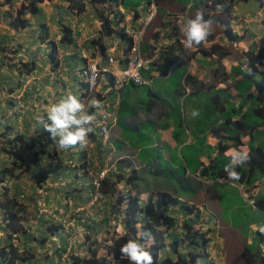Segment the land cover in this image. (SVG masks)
Instances as JSON below:
<instances>
[{
	"label": "clouds",
	"instance_id": "1",
	"mask_svg": "<svg viewBox=\"0 0 264 264\" xmlns=\"http://www.w3.org/2000/svg\"><path fill=\"white\" fill-rule=\"evenodd\" d=\"M202 1L205 6H208L207 9L203 12H197L194 17L187 18L181 22L180 30L185 37L183 46L192 52L193 49L200 47L202 43L207 40V38L210 39L209 36L211 34L213 35V38L210 40H213L218 32L221 34L226 44L220 45L218 43H212L211 45L215 44L223 48L225 55L219 58L220 60L231 55L230 53H232V51L238 49V43L244 40L243 34L245 31L242 35H237L236 32H233L231 20H236L237 25H239L240 28H243L244 25L250 21V18H254L256 15H264V0H219L222 3L218 4L215 9H211L209 7L214 0ZM249 1H256L258 3V11L255 15L253 14L254 12H252V9L251 12L248 10H239V5L241 3ZM40 3H38V8ZM12 4L13 0H11L10 4L6 3L4 0L0 2V5H7L9 7L3 15V18L5 16L10 17V20H8L9 26L13 29H24L29 26V19H27L28 23L24 27H13L10 25V21L14 18L16 10L18 9L17 8L15 11L12 10ZM23 5H26V0H23L21 7ZM236 5L238 9L235 10ZM153 6L156 8V12L152 19L148 21L147 25L144 26V22L147 20L149 11L153 8ZM10 8L13 12L12 14H10ZM158 12L159 7L156 0H150L147 4L146 13L144 15L145 18L138 20L135 27H126L125 25L119 26V28H124V33L127 36L124 38L119 36L122 40H124L126 46L122 54V58H120L122 60H117L113 53H107L105 47V58L107 63L113 67L111 71L104 70L105 72L110 73L109 75L111 80L107 82L101 92L97 89V87L100 79L105 76V72L102 74L103 70L98 67L94 58L89 56L88 53L82 49V47H80L78 51L81 57V64L77 67V73L75 74L80 86L79 92V88L73 89L68 84L69 80H67L64 76V73L68 76L66 74L67 66L65 61L59 60L57 56L58 65L56 68H53V62L50 60L49 54L48 59L46 60L47 65L44 64V60H2L6 62L7 67H12V72L15 73L14 75L7 73L6 70L8 68L0 71V93H3L5 96L3 99V108H0V115L2 114L0 116V132L2 131L6 134V136L0 135V141L3 139L5 142L8 138L11 140L17 133H27L31 136V133L29 132L30 124L25 126V121H23V119L26 118L29 120L28 113L33 112L32 110L35 108L39 110L41 104L40 99L43 95L41 92L37 93L34 87H31L30 84L25 85V88L20 90L23 86L25 77L33 78L34 76H40L36 74L41 73L44 77V82H46L50 78H55V74H58V76H61L58 79L59 82L63 81L65 83L63 85L65 87L60 86L61 88L57 94V96L61 98L57 99V102L47 107V110L45 111L46 115L37 117L36 123L39 126L38 128H42L50 134V138L55 143L52 145L49 140L45 142V149L53 155L55 154L54 158L51 157L52 161L50 165L52 169L58 173V176H61L63 182L67 181V185L72 186L73 191L71 193L69 192V194L64 191L63 202H61L63 203V206L54 205L53 203L48 202L47 199L43 197L44 195L40 193L41 191L39 189L43 187V184L45 183L44 181L40 186L33 185V189L30 191H35L34 200L27 203L29 192L27 187L28 180L25 174L27 170L24 171L26 164L22 167L23 172L16 170L14 173L15 175L13 176L5 175L4 179L0 181V264H61L62 261L65 262L64 264H78L76 263V260L80 259L83 261L84 259L89 258V256H91V250H94L93 253H95L97 257L108 256L111 253V244L119 237L129 233L127 227L125 226L127 196H136L139 198L140 203L145 204L150 199L155 200L156 193L163 191L165 186L169 184H172L173 187L176 185L180 188V190L185 188L189 194L184 197L178 196L179 203L169 206L168 214L174 219V224L171 228L165 230L164 235L173 233L177 235H184L185 231L183 229V224L186 220L190 221L192 224L191 230L194 231L198 242H200L199 247L198 249L189 247L190 243L188 244V242H190V239L185 236L180 250L185 253L194 252L196 254V258L191 264H195L201 257L206 258L209 264H221L220 262L223 257L225 260L224 264H228L225 254L223 255V249L219 241V237H221L219 227L217 225H212L211 222L208 221L209 217L207 214L209 212L205 203L196 204L193 201V197L198 193L200 186L209 184L205 181L228 180L238 182L240 185L238 186L239 191L247 199L248 203L256 208L259 207V209L264 212V209L262 208L264 207V204H259L258 200L256 202L248 193L254 186L252 183L249 184L246 182L245 176H248V174H239V172L241 173L246 170L247 167L243 170H241V168L245 163L250 162V157H256L260 154V151L263 153L264 151H262V149H258L259 145L252 146L251 144H249L251 146L249 147L248 152L236 150L239 145H242L240 137L244 135L248 136L250 133H241L237 135L234 130H232L234 133H228L225 129L227 120L230 122L238 121L242 117L241 114L231 115L227 120L224 117L217 115L214 123H211V128L208 131H212L213 134L218 135L217 129L214 128L212 130V128L215 123L219 122V119L222 120L220 125L226 133V136L231 135L236 141V144L226 145L224 147H233L236 149H229L226 152L227 157H229V163L226 164L224 168L213 171L209 174L205 173L204 170H208L210 168L211 162L215 157H210V154H208L211 158L209 164H203L201 161H198L197 166L194 167L195 170L201 165L202 168H204L202 172V168L201 170L197 169L196 171H189L186 160L182 159V156H179L180 159L183 160V173H185V176L183 177L182 175L181 178L175 179L168 178V173L176 170V165L173 162V158L175 156L165 158V156L163 157V155H161L162 160L167 163L166 167H163L159 160L155 158V154H161L160 150H155L153 152L154 158L150 159V161H137L135 159L137 153L133 148H128L126 144L123 145L121 143L122 147L116 149L115 142H119L120 140L117 139L118 141L111 142L112 128L116 125L115 120H117L118 117L111 116L110 121L106 119L107 114H105L103 110L104 105H100V102L102 101L100 93L103 95V92L120 90L126 83H132L138 86L149 83L150 80L144 75V73L149 71L151 67L154 66V60H156V57L160 53L163 46L161 44L162 40H159L157 36L154 35L151 39L150 55L146 57L142 53L144 44L143 40L148 26L152 23ZM232 12H236V14H232ZM213 14H219L224 17V22H219L218 20L211 21L209 19H205L204 17V15H206V17L209 18V16ZM165 16L171 26L179 25L180 20L182 19V17L171 13H165ZM212 22L214 26H216L215 33L212 32ZM42 24H40V27ZM42 28L43 27H41V29ZM116 28L118 29V27ZM137 30L142 31L140 41L141 57L149 60L147 68L141 69L142 81L139 83L134 82L130 78H122V71L125 68L126 56L128 55L129 48L132 44L131 33ZM225 31H229L230 34H226ZM100 33L105 35L102 31H100ZM47 37L48 36H46L45 39ZM97 39H99V37L95 40ZM48 43L50 52V45L54 42L50 40ZM90 43L93 44L94 47H97L100 53V46L98 43H92L91 41ZM192 47L193 49H190ZM263 48L264 38L252 43L248 49L242 51L243 58L247 61V66H249L245 69L248 74H251L252 72L256 73L257 67L260 66L261 60L264 59L263 57L260 61H254L253 69V66L250 64L252 61L250 60V55H255L258 50ZM201 51L204 55H206L208 50ZM100 54L104 55L102 53ZM110 59L112 61H110ZM30 62H33L35 70L30 73H26L24 70H27L28 72L29 68H31ZM120 62H122V66L118 67ZM22 64L26 65L24 66ZM45 68L48 75L42 73ZM188 75L189 74H187L186 77ZM18 79H20L21 86L16 87L12 92H7L10 84L12 82L17 83ZM256 81L260 83L258 78ZM28 88H32L33 91L28 90ZM257 91L258 89H255L253 86V89L248 92L253 95ZM34 92L35 98L32 96ZM66 92L69 93L65 94ZM71 92H76L77 96ZM15 99H20V102L23 103L20 104L21 106H19V110L15 108V103L17 104ZM7 101H10L12 106L7 105ZM43 109L44 107H42V110ZM99 110L103 111L99 113ZM3 115L5 116L3 117ZM191 116L193 118L198 117L199 111L193 109ZM4 120H8L9 123L13 125L12 130L9 132L2 127ZM18 124H20V126H18ZM203 125L205 124L203 123ZM231 127H233L232 123ZM47 146H54V149L51 150L49 147L47 148ZM77 146L80 149H78L79 154L77 156L75 153L71 152L73 153L71 159H76L78 162L76 164H72L74 169L73 167L68 168L69 163L68 165L64 163V156L62 158L61 156L57 157L59 155H57V153L67 151L68 149ZM87 146H91L89 149L90 152L86 150ZM152 146L162 149L161 146H158V144H152ZM56 150L58 152H56ZM2 157L5 158L2 159ZM40 157L41 161L39 164H41L43 158H50L42 154ZM11 161L12 157L8 151V145L4 151L0 144V172L3 167L11 166ZM39 164L29 165H32L33 168L36 169ZM149 166L150 172L160 180V185L149 187L148 179L151 178L148 174ZM238 167H240L239 172L236 170ZM144 168H147V171L145 172L146 175H140V170ZM42 174L44 175L45 173ZM190 174L194 176H191ZM32 175L34 177L39 174L33 171ZM242 175L243 178L240 179ZM61 178H59V181ZM167 178L170 181L172 180V182L167 184L165 182V179ZM183 179L188 186H183ZM253 180L254 179L250 181ZM61 186L62 184L58 186L59 190L63 188ZM194 186H198V188H194ZM173 193H176L175 188ZM12 194L16 200L24 205L25 208L24 212L17 210V213H20V215L17 217L18 220L15 225H9L3 212V207L5 205L2 204L7 198H11ZM120 196L124 199L118 202ZM69 198L71 201H69ZM180 202H186L190 211L187 212L185 207L181 208ZM27 205H30V208L34 211L35 218L33 221L28 219V212L26 210ZM176 212L182 213V219L180 221L175 216ZM194 220L202 226L195 228ZM119 224L121 226V232L117 233L116 228ZM143 224V220L135 223L136 232L132 235V237L136 239L127 240L119 249L121 256L127 259L130 264H154L151 252L145 248V246L154 242L152 230L145 228L146 234L148 235L147 239L140 242L143 236ZM12 227H14V229ZM159 229L161 230V227ZM103 230L110 236L109 238H104V240H102L107 247L106 254H100L98 252V244L96 243V235L101 233ZM24 231L29 234L28 238L25 236ZM257 231L261 236H264V225L261 227L258 226ZM73 233L78 234L79 241L76 243L80 246V253L72 252L75 250L76 244H73L76 239V237L72 236ZM44 237L45 240H42ZM81 238L84 240L89 239L90 241L87 244H84V240H80ZM109 240L110 242H108ZM165 242L170 243V239H165ZM169 245L170 244H167L164 247L161 251V255L166 254L167 252L170 253ZM11 247H13V251H11ZM44 251H48V253L44 254ZM248 251L249 249L245 250L244 254H248ZM66 253H70L68 258H65L66 256L63 257V254L65 255ZM249 264H264V255L258 254V256L254 258V261H249Z\"/></svg>",
	"mask_w": 264,
	"mask_h": 264
},
{
	"label": "crops",
	"instance_id": "2",
	"mask_svg": "<svg viewBox=\"0 0 264 264\" xmlns=\"http://www.w3.org/2000/svg\"><path fill=\"white\" fill-rule=\"evenodd\" d=\"M2 0H0L1 2ZM85 4L84 11L76 14L74 11L69 9V2L67 0H43L39 4L38 11L35 14H26L22 18L30 20V25L24 29H13L9 26L8 20L10 17L3 15L9 8L7 5H0V71L8 68L7 73L14 75L12 67H7L5 61L2 60H46L49 54V41L52 40L57 46L56 56L59 60H64L67 66L65 78L69 80V85L73 89L80 91L76 73L77 67L81 64V57L78 53L79 48L82 47L89 56H92L97 62L98 67L103 70L111 71L112 67L107 63L105 54L101 55L97 47H94L90 43L92 39L99 37L106 47L107 53H113L117 60H122V54L124 52L126 43L115 33L112 35H102L101 30V14L108 16L112 20V26L116 28L113 17L114 14L118 15L121 19L119 26L125 25L126 27H135L138 20L145 18L147 4L150 0H136L130 4L126 3V0H108L106 3H91L89 0H83ZM159 7L157 16L153 19L152 23L148 26L144 37L145 43L143 44L142 53L146 57L150 55L151 39L153 36H157L159 40H162V49L154 60V66L144 73L149 78V83L146 85H134L132 83H126L120 90H110L107 92L100 93L102 101L100 105L103 106L106 119L110 121L111 116H117L116 125L112 128L111 142L121 140L123 145L126 141L121 138V132L119 124L123 123L127 126H134L133 123H138L139 128H143L145 122L152 124V130L159 131L160 138L155 139L153 144H158L162 149L161 155L165 158L175 156L180 159L177 150L174 152L173 147L176 145L189 144L193 145L197 138L205 140V144L211 147L218 146V151L205 152L204 155L195 154L192 156L188 154L190 159L194 158L197 162L201 161L203 164H209L211 158L216 154L226 152L229 149H236L233 147H224L226 145L236 144L235 138L230 139L226 136V133L220 125L221 121L216 123L212 130L215 128L218 131L217 134H213L212 131H208L211 127L203 125L197 127L196 121L191 116L192 110L189 111L190 115L187 116L185 113L186 101L189 95H195L199 92H207L208 96H218L221 89H225V93H231L235 96L234 100H239L236 97V91L231 86V83L236 80H241V76L235 74V70L239 67L243 70L246 69L247 61L244 60L242 51L248 49L252 43L257 42L264 38V15H256L254 18H250V21L240 28L237 25L236 20H231L233 32L237 35L244 36V40L238 43V49L232 51L231 55L219 59V56L215 53L204 55L201 50H208L212 43L215 44H226L225 40L220 33L217 32L215 38L207 40L202 45L190 52L183 46L185 41L184 34L180 30L181 22L187 18L194 17L197 12H203V5L199 3V0H156ZM255 6L252 9L255 15L258 11V3L256 1ZM23 0H13L12 10L20 8ZM10 8V14L12 10ZM238 9L237 5L235 10ZM251 12V9H248ZM165 13L176 14L182 17L179 25H170ZM236 14V12H232ZM264 14V13H263ZM12 17V16H11ZM44 24L45 29H41L40 24ZM63 25L68 26L72 30L73 40L69 43L59 42V38L62 35ZM212 32H216V26L212 22ZM118 30V29H117ZM150 31V32H149ZM157 33V34H156ZM48 36L46 39L45 37ZM51 47V45H50ZM38 64V63H37ZM47 65V64H46ZM122 66V62L118 67ZM65 67V66H64ZM66 69V68H65ZM42 70V69H41ZM257 72L264 75V59L261 60L260 66L257 67ZM47 74L46 68L42 72ZM105 76L100 79L97 89L101 92L108 81L111 80L110 73L105 72ZM189 74L187 77L186 75ZM36 75H41L38 73ZM257 75L252 76L255 78ZM259 77V76H258ZM187 78V80H186ZM192 78V81L188 82V79ZM52 89L55 88L57 92L60 90L59 83H54L52 78ZM257 79V77L255 78ZM186 80V82H185ZM263 81L260 84L263 85ZM140 86H146L147 90H143ZM251 87L250 90H252ZM195 90H199L195 93ZM249 90V91H250ZM44 94L46 92H43ZM69 92H66L67 94ZM77 96L76 92H71ZM106 93V94H104ZM148 93V98L144 99V96ZM42 94V93H41ZM49 95L54 96L53 92H48ZM180 97L182 98L181 105L179 106ZM218 97H222L219 94ZM170 99V103H165V99ZM192 100L188 101V104L192 105ZM140 107L142 110H140ZM144 109V110H143ZM245 109V106L243 107ZM242 109V110H243ZM103 110H99L101 113ZM179 112V117L174 118L173 114ZM221 111H217L220 116ZM239 117V116H237ZM234 118V117H233ZM179 120H183V127L178 129ZM216 118H213V121ZM205 120L204 122H209ZM169 123V125L163 128V123ZM231 124V123H230ZM149 127H145L148 130ZM116 131H115V130ZM260 130L264 129V126L259 127ZM232 132L233 127H228V133ZM152 131V132H153ZM183 132V139L180 133ZM216 133V131H215ZM152 133H149V136ZM153 135V134H152ZM242 145H239L236 150H249V147L262 145L264 138L262 135H256L252 137L251 134L248 136H242ZM250 139V141H249ZM251 144V145H249ZM220 145V146H219ZM264 151V148H261ZM182 149H180L181 151ZM210 154V157L208 156ZM187 155L183 151V159ZM227 156V155H226ZM257 157V156H256ZM215 158V157H214ZM229 163V160H227ZM227 163V164H228ZM250 162L245 163L241 170L248 167ZM224 164L217 163L214 159L211 162L210 169L204 170L205 173H211L213 171L224 168ZM212 167V168H211ZM202 166L196 168L201 170ZM204 168H202L201 172ZM258 170H261L260 168ZM245 172V170H244ZM257 173V172H255ZM239 174H241L239 172ZM251 174L245 172V175ZM253 174V173H252ZM191 176H194L190 174ZM255 175V174H254ZM258 176V173L256 174ZM252 176H249L251 179ZM208 187L213 192V185H226L234 187V185L240 186L236 181L228 180H208L205 181ZM254 185L249 195L259 204H264V175L261 178L255 177L251 181ZM239 189V188H238ZM221 196L220 191L217 193L218 200ZM243 206V202L237 203V207ZM245 213L250 215V212L255 211L259 215L263 216L261 221H251V218L245 219L248 226H238L237 221H233L230 217L224 218L223 221L215 218L212 220V225L219 227L221 237H219L220 245L223 249V255L226 256L228 264H246L243 253L248 250L250 246L252 249L249 250L246 255L254 261V258L258 254L264 255V236H261L257 231V227L264 225V212L259 207H254L246 202ZM216 208V207H215ZM264 209V207H262ZM249 227V228H248ZM223 229V231H222ZM222 233L228 235V240L233 241L237 246L232 247V252L225 250L224 243L226 238L222 236ZM243 247V251L239 255V247Z\"/></svg>",
	"mask_w": 264,
	"mask_h": 264
},
{
	"label": "trees",
	"instance_id": "3",
	"mask_svg": "<svg viewBox=\"0 0 264 264\" xmlns=\"http://www.w3.org/2000/svg\"><path fill=\"white\" fill-rule=\"evenodd\" d=\"M4 1L9 4L11 2V0H4ZM67 1L69 2V9L74 11L76 14L84 11L86 3L83 0H67ZM107 1L108 0H89V2H91L92 4L93 3H106ZM40 2H42V0H26V5H23L21 8H18L16 10L14 18L10 21V25L13 27H17V26L24 27L25 25H27L28 20L26 18H22V16L27 13H31V14L35 13L38 10V3ZM199 3L203 5V8H204L203 11H205L208 6H205L202 0H199ZM221 3L222 2L219 0H214L213 3L210 4L209 7L211 9L212 8L215 9L217 5ZM204 17L205 19H209L211 21L218 20L219 22H224L225 20V18L219 14L218 15L213 14L209 16V18L206 17V15H204ZM100 18H101V30L105 35L108 36V35H112L115 33L117 36H120L121 38H124L126 36V34L124 33V28L123 27L119 28V23H121V19L118 17V15L114 14V18H113L115 19L114 23L116 27H118V30H116L112 26V20L109 19L108 16L101 14ZM41 27H43V30H46L44 28V24H42ZM61 31H62V35L59 40L60 42L69 43L70 41H72V30L70 27L63 25ZM225 32L226 34H230L229 31H225ZM209 37L210 39H212L213 35L211 34ZM91 42L98 43V45L100 46L99 47L100 53L102 54L105 53V45L103 44L100 38L97 40L93 39L91 40ZM56 53H57L56 44L52 43L51 49L49 52V55H50L49 58L53 62V68H56L58 65ZM213 53L218 54L219 58L225 55L223 48L215 44L211 45L207 51L208 55H211ZM263 57H264V48L258 50V52L255 55H250V58H251L250 60H252L250 64L253 66L254 61H260V59ZM22 65L25 66L26 64H22ZM30 67L31 68H29L28 72L27 70H24V71L26 73H30L31 71L35 70V66L33 62H30ZM252 68L254 69V66ZM235 74H238L241 76V80H236L231 83V86L236 91V97H238L239 99H242L240 100L241 105L239 106V108H234V107L227 108L225 105H222L219 103V100H224V99H230L234 101V103L236 102V100H234L235 96L232 97L231 93L223 94V92H225V89H221L222 91L219 92V94H222V97H218L219 94L218 96L214 95L212 97V101H209V103L206 105L210 107L211 105L214 104V107L212 108L213 110L215 109L216 111H221L220 114L227 113L228 115L224 117L226 120L229 119L231 115H237V114L242 115V117L238 121L230 122L227 120V124L225 125V129L227 131H228V127L231 126L230 123H232L233 130L235 131V133H237V135L241 133L243 134L250 133L253 137H255L256 135H262V138H264V129L259 130L258 128V127L264 126V81H263V85H261L259 82L256 81L255 79L256 77L255 78L252 77L255 75L254 72H252L251 74H248L246 70H243L240 67L235 70ZM258 80H260V77H258ZM17 81H18L17 83L12 82L10 84L9 88L7 89V92H12L15 90L16 87L21 86L20 79H18ZM190 81H192V78L188 79V82ZM253 86L255 89H258V91L252 95L248 91ZM28 90L33 91L32 88H28ZM198 91L199 90H195V93H197ZM248 97L249 98L254 97V101L256 102V105L250 111L248 110L246 112L241 113L242 108H243V103L247 101ZM7 105L12 106L10 101H7ZM212 109L210 111H212ZM252 112L255 117L251 121H248L247 117L249 115H252L251 114ZM213 114H215V112L209 113L207 117H205V120L206 121L209 120V118ZM4 116L5 115H3V117ZM214 117L217 118V115L213 116L211 120H213ZM256 120H260V123H257ZM23 121H25L24 122L25 126H27V124H30L29 120H27L26 118H24ZM214 121L204 122V124L205 126H210L211 123H214ZM246 122L250 124L246 125ZM2 127H4L7 130V132H9L10 130H12L13 125L10 124L8 120H4ZM0 135L6 136L5 132H2V131L0 132ZM228 138L234 140V137H232L231 135H229ZM49 139L51 143L54 142L50 138V136H49ZM0 144L4 151L6 150V147L8 145V151L10 152L11 157H12L11 166L3 167L2 171L0 172V181L4 179L5 175H9V176L15 175L14 173L16 170L23 172L22 167L25 164L26 166H25L24 171L29 169V164H32V165L39 164L41 161V157H40L41 154L47 157H50V158L51 157L54 158L55 156V154L53 155L51 152L46 150L44 146H40L38 149H35L34 138L32 136H29L27 133L25 134L17 133L14 135V137H12L11 140H9L8 138L5 142L2 139L0 141ZM262 145L264 146V144ZM261 148L262 146L259 145L258 149H261ZM191 162L193 163L194 167H196L198 164V162L194 158L191 159ZM240 167L236 169L238 172H239ZM259 168L261 170L264 169V153L261 151H260V154L257 155V157H250V164L246 168L245 172H248L251 174L253 173V174L252 175L248 174V176H245L246 182L251 184L250 180L254 179V174H256L255 172ZM242 172L241 174L245 175V172L244 171ZM250 175L252 176L251 179L249 178ZM184 176H185V173H183V177ZM181 177L182 176L178 175L177 177H175V179H179ZM242 178H243V175L241 176L240 179ZM34 180L36 182V185H39V186L44 182V178L40 177L39 175H35ZM183 186H188L187 183L184 181V179H183ZM174 188H175L176 193H173ZM194 188H198V186H194ZM181 192L182 191L180 190L179 187H177L176 185H174L173 187L172 184H169L165 186L163 191L156 193L155 200L150 199L145 204L140 203L139 202L140 200L138 197L128 195L126 198L127 207L125 209V212H126L125 213V217H126L125 226L127 227V230L129 231V233L119 237L117 240H115L111 244L110 255L104 256V257H97L96 254L93 253L94 250H91V256H89V258H86L83 261L78 259L76 260V263L78 264H130V262L127 259L121 256L119 249L121 245H123L127 240L136 239L132 237V235L136 232L135 223L141 220L144 221V224L142 225L143 236L140 242H142V240L147 239L148 235L146 234L145 228H149L150 230H152L154 242L150 243L148 246H145V245L144 246L148 251L151 252L153 256L154 264H191L193 263L196 258V254L194 252L185 253L180 250L181 244L183 243V238L185 236H187V238L190 239V242H188V244L190 243L189 247H193L194 249H198L199 247L200 242H198V239L196 238V234L194 233V231L191 230L192 224L190 223V221L186 220L183 224V229L185 231L184 235L183 234L177 235L175 233L164 235L165 230H168L174 224V219L170 217L168 214V208L170 205L179 203L178 196L184 197V195L182 196ZM123 199L124 198L120 196L118 202L122 201ZM2 204L5 205L3 207V212L5 214V218L8 220L9 225H15L18 220L17 217H19L20 215V213H17V210L20 212H24L25 211L24 205H22V203L16 200L13 194L11 195V198H7ZM180 204H181V208L185 207V209H187V212L190 211V208L188 207V204L186 202L184 203L180 202ZM160 227H161V230L159 229ZM12 228L14 229V227ZM24 234L28 238L29 234L26 231H24ZM165 239H170V243L169 242L166 243ZM42 240H45V237L42 238ZM167 244H170L169 245L170 253L167 252L166 254L161 255V251L164 249V247ZM11 251H13V247H11ZM243 256L246 261V264H249L250 257H248L244 253H243Z\"/></svg>",
	"mask_w": 264,
	"mask_h": 264
},
{
	"label": "rangeland",
	"instance_id": "4",
	"mask_svg": "<svg viewBox=\"0 0 264 264\" xmlns=\"http://www.w3.org/2000/svg\"><path fill=\"white\" fill-rule=\"evenodd\" d=\"M133 1H136V0H126V3L130 4ZM254 6H255V3L253 1L243 2L239 5V10L245 11L248 9H253ZM146 36L143 40V43H145V39L147 38ZM255 74L257 75L256 76L257 78H258V76L260 77L261 81L264 79V75H262L261 73L256 72ZM60 77L61 76H58V74H55L56 79L52 78V80L54 81V83H60V86H63L65 83L63 81L59 82L58 79ZM28 78L29 77L24 78L23 86L20 88V90H23L25 88V85L30 84L31 87H34V89L36 90L37 93L41 92L43 95L40 99L41 104H40L39 110H37L35 108L32 110L33 112L28 113V119L30 121L29 132L31 133V136L34 138L35 149H38L40 146H44V148H46L45 142L47 140L50 141V139H49L50 134L47 131H44L42 128H38L39 126L36 123L37 117L46 115L45 111L47 110V107H49L51 104L57 102L56 100L61 98V97L57 96L58 92L55 88L52 89L51 79L44 82V77L42 75L34 76L33 78H29V79ZM63 87H65V86H63ZM140 88L143 90H147L146 86H140ZM43 92H46V93L44 94ZM48 92H53L54 96L49 95ZM60 92H62V91H60ZM34 94H35V92L32 95L33 98H35ZM4 98H5L4 94L0 93V108L1 109L3 108V105H4V103H3ZM16 98H18V97H16ZM147 98H148V93H146V95L144 96V99H147ZM15 100L17 101V104H18L17 105L15 103V105H16L15 108L19 110V108H20L19 106H21L20 104H23V103L20 102V99H15ZM189 100H192V102H193L192 105L188 104ZM240 100H242V99H239L234 103V101H232L230 99H224V100H219V103L222 105H225L227 108H233V107L239 108V106L241 105ZM164 101H165V103L169 104L171 100L166 98ZM181 101H182V98L180 97L179 106L181 105ZM209 101H212V97L208 96L207 92H199L195 95H189V97L186 101L185 113L187 114V116L190 115V113H189L190 110L196 109L199 111V116L196 118H193L196 121L197 127L203 126L204 119H205V117H207V115L209 113L215 112V114L211 115V117L209 118L210 121H213V120H211V118L213 116L218 115V113H216L217 111L215 109L214 110L212 109L214 107V104L211 105L210 107H208V105H206L209 103ZM255 105H256V102L254 101V97H251V98L248 97L247 101L243 103V107L245 106V109L242 108L243 110L241 111V113L246 112L248 110L250 111ZM25 107H28V106H25ZM42 107H44L43 110H42ZM210 108L212 109V111H210L211 110ZM140 110H142L141 107H140ZM251 114L252 115H249L247 117L248 121H251L255 117L253 112ZM226 115H228V114L222 113V114H220V117H225ZM237 115H239V114H237ZM173 117L174 118L179 117V112L174 113ZM179 121H180V123H179L178 129H181L183 127V120L182 121L179 120ZM218 121L220 122L222 120L219 119ZM256 121H257V123H260V120H256ZM133 124H134L133 127L124 125L123 123L119 124V129L121 132V138L126 141V146L128 148H133L135 150V152L137 153L135 159L137 161H142V160L150 161V159L154 158L153 152L155 150H160L159 147H154V146H152V144L154 143L155 139L158 140V138H160L161 133L157 130L153 131L151 129L152 124H150V122H145L144 124H147V125H143V128H139L138 123H133ZM249 124L250 123L246 122V125H249ZM168 125H169V123L166 124L164 122L163 128L167 127ZM18 126H20V124H18ZM145 127H149L148 130H146ZM232 132L234 133V131H232ZM149 133H152L153 135L150 134L149 136H147ZM180 135H181V138L183 139V132H181ZM205 140H206V137L204 138V140H202L201 138H197L193 145H189V144L183 145L182 144V145H176L173 147L174 152L177 150V153L179 154V156L183 157V151H185L187 153V155L184 157V159L186 160V162L188 164L189 171L194 170V165L191 162V159L188 156V154L195 156V154L199 155V154H204L205 152L211 153L213 151H216V152L218 151V146L211 147L209 145H206ZM51 144L53 145L54 142H52ZM263 144H264V142H263ZM115 146H116V149H119L120 147H122L121 140L119 142H115ZM48 147L51 150L54 149V146L53 147L47 146V148ZM262 147H264V146L262 145ZM90 148H91V146L90 147L87 146L86 150L88 152H90L89 151ZM78 149H79V147L77 146L74 148H70L67 151H62V152H58L56 150V152H58L57 155L59 154L57 157L61 156V158H62L64 156V160H65L64 163L67 165L69 163L68 168H71V167H73L72 164H76L78 162L76 159H71V156L73 155V153H75L78 156V154H79L78 152L80 150V149L79 150ZM180 149H182V150L180 151ZM71 152H73V153H71ZM4 158L5 157H2V159H4ZM155 158L159 160V162L161 163V165L163 167H166L167 163L162 160L161 154H155ZM214 160L217 163H220L221 165H223V164L226 165L228 163L227 160H229V157L223 155L222 153H219V154L215 155ZM51 161H52L51 158H43L41 164H39L36 169H34L32 165H29V169L25 173L27 176V180H28L27 187H28V192H29L28 198H27V203H30L31 200H34V196H35V191H33V192L30 191L31 189H33V185H36V182H35L34 177L32 175L33 171L37 172V174H39L41 177L44 178L45 183L43 184V187L39 190L41 191L40 193L44 195L43 197L45 199H47V201L50 203H53L54 205H57V206L58 205L63 206V203H61V202H63L64 191H66L68 194H69V192L71 193L73 191L72 186H68L67 181L63 182L61 176H58V173L52 169V167L50 165ZM173 162L176 165V170L173 172H169L168 178H175L178 175L179 176L183 175V160L174 157ZM55 168H59V167H55ZM73 169H74V167H73ZM149 169H150V166L148 168V174L151 176V178L148 179L149 187H154V186L160 185V183H161L160 180L158 178H156L150 172ZM61 170H63V169H61ZM146 171H147V168L141 169L140 175H142V174L146 175V173H145ZM256 172L258 173V176H256V174H257L256 173L254 175L255 177H258V178L263 177L264 169L263 170H257ZM42 173H45V174L43 175ZM59 178H61L60 181H62V182L59 181ZM168 178L165 179V182L167 184L172 182V180L170 181ZM60 184H62L61 187H63V188L60 187L61 189L59 190L58 186H60ZM213 189L215 190L214 192L207 185H202V186H200L198 193L193 197V201L196 204L205 203V205L207 206L208 212H209L207 214L209 217V219H208L209 222H211L212 220L215 221V218H217L218 220H221V222H222L224 218L230 217L233 221H237L236 224L238 226L243 227V226H248L247 223L245 222V219H247L249 217L251 218V221L252 220L253 221H261L263 219V216L259 215L258 213H255V211L250 212V215L246 214L244 212L245 211L244 205H246L247 199L241 194L237 185H234V187L233 186L230 187V186H226V185L219 186L216 184V185H213ZM181 191H182L181 192L182 196L183 195L186 196L188 193L187 189H185V188L181 189ZM219 191L221 193V196L218 200H216L217 193ZM61 194H62V196H61ZM59 198H60V200H59ZM114 200H115V198H114ZM69 201H71L70 198H69ZM240 201L243 202V206L237 207V203H239ZM30 207H31L30 205H27L26 210L28 212V219L33 221L35 218L34 217V211ZM175 216L179 219V221L182 219L181 218L182 217L181 212H176ZM183 220H184V217H183ZM194 225H195L194 226L195 228L202 226L199 223H197L196 220H194ZM120 228H121V226L119 224V226L116 228L117 233L121 232ZM222 231H223V229H222ZM72 236L76 237L73 244L79 241L78 234L73 233ZM222 236L226 238V241L224 243L225 250L232 252L233 251L232 250L233 245L234 246H237V245L234 244L233 241H229L227 239L228 235L226 233H222ZM109 237L110 236L104 230L101 233H99L98 235H96V238H97L96 243L98 244L97 247H98V252L100 254H106L107 253L106 244L103 243L102 240H104V238H109ZM80 240L83 241L84 239L81 238ZM89 241H90L89 239H85L83 241V243L87 244ZM106 242H107V239H106ZM108 242H110V240ZM48 246H51V245H48ZM242 249H243V247L240 246L239 247V253H238L239 255L243 251ZM251 249H252V246L249 247V250H251ZM72 252H75V253L81 252L80 246L77 243L75 244V250ZM47 253H48V251L47 252L44 251V254H47ZM69 254L70 253H66L65 255L63 254V257L66 256L65 258H68ZM64 263L65 262L62 261L61 264H64ZM220 263L221 264L225 263V260L223 257H222ZM195 264H209V263L207 262L206 258L201 257L200 259H198V261Z\"/></svg>",
	"mask_w": 264,
	"mask_h": 264
},
{
	"label": "built area",
	"instance_id": "5",
	"mask_svg": "<svg viewBox=\"0 0 264 264\" xmlns=\"http://www.w3.org/2000/svg\"><path fill=\"white\" fill-rule=\"evenodd\" d=\"M156 12V8H153L149 11V16L147 20L144 22V26L147 25L148 21L152 19L153 15ZM132 36V44L129 48L128 55L125 60V68L122 71V78H130L134 82H141V69L147 68L149 60L143 59L141 57L140 50V41L142 36V31L137 30L131 33ZM110 61H112L110 59Z\"/></svg>",
	"mask_w": 264,
	"mask_h": 264
}]
</instances>
